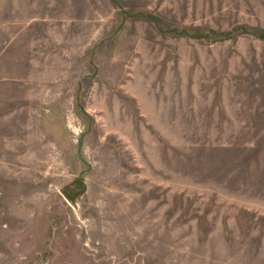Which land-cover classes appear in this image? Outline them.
Segmentation results:
<instances>
[{
	"label": "rangeland",
	"instance_id": "1",
	"mask_svg": "<svg viewBox=\"0 0 264 264\" xmlns=\"http://www.w3.org/2000/svg\"><path fill=\"white\" fill-rule=\"evenodd\" d=\"M0 264H264V0H0Z\"/></svg>",
	"mask_w": 264,
	"mask_h": 264
}]
</instances>
